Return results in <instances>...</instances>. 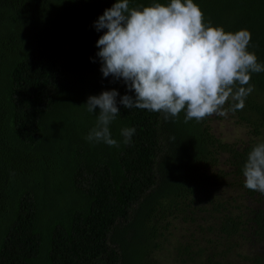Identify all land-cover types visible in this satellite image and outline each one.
Instances as JSON below:
<instances>
[{"label":"trees","instance_id":"1","mask_svg":"<svg viewBox=\"0 0 264 264\" xmlns=\"http://www.w3.org/2000/svg\"><path fill=\"white\" fill-rule=\"evenodd\" d=\"M115 2L0 0V264H159L153 251L166 216L221 178L222 170L212 169L218 154H227L228 174L243 176L256 143L237 148L221 141L207 118L185 123L182 111L165 120L119 103L134 93L102 76L96 41L106 29L94 27ZM154 2L170 0H129V6ZM193 2L205 23L248 30V51L264 63V0ZM250 83L254 91L235 112L258 133L264 72L251 74ZM112 89L120 116L109 128L118 147L85 139L99 113L87 111L88 97ZM123 128L136 130L130 144ZM244 192L258 195L259 205L246 221L224 214L219 239L228 242L245 222L255 239H264V194L245 186Z\"/></svg>","mask_w":264,"mask_h":264},{"label":"clouds","instance_id":"2","mask_svg":"<svg viewBox=\"0 0 264 264\" xmlns=\"http://www.w3.org/2000/svg\"><path fill=\"white\" fill-rule=\"evenodd\" d=\"M94 27L106 29L96 41L102 76L122 80L134 93V97L120 96L119 103L125 109L162 113L165 120L178 119L182 111L187 123L242 110L254 91L251 74L264 72V63L248 51L251 33L246 29L226 32L205 23L193 0L140 7H130L129 0H116ZM118 95L112 89L88 97L87 111L95 113L98 107L99 113L86 140L119 146L109 128L120 116ZM135 131L121 130L125 144L131 143ZM242 172L244 186L264 194V142L252 147Z\"/></svg>","mask_w":264,"mask_h":264},{"label":"rangeland","instance_id":"3","mask_svg":"<svg viewBox=\"0 0 264 264\" xmlns=\"http://www.w3.org/2000/svg\"><path fill=\"white\" fill-rule=\"evenodd\" d=\"M230 105L227 103L225 108ZM206 122L215 137L237 148L264 142V129L253 132L236 112L212 115ZM226 157V153L218 154V162L212 169L217 173L222 170L223 174L217 181L208 182L199 200L194 199L187 206L181 204L166 216L168 224L160 230L155 239L158 247L153 251L159 264H254L244 260V255L260 256V264H264V239H255L246 222L245 228L228 238V242L219 239L222 234L217 228L224 214L240 215L246 221L251 209L259 205L258 195H245L241 185L245 177L228 174L231 166Z\"/></svg>","mask_w":264,"mask_h":264}]
</instances>
